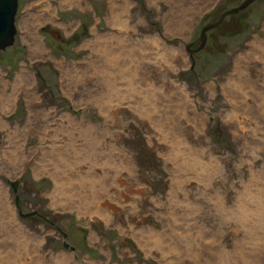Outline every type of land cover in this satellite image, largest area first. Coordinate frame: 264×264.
I'll return each instance as SVG.
<instances>
[{"label": "rangeland", "instance_id": "obj_1", "mask_svg": "<svg viewBox=\"0 0 264 264\" xmlns=\"http://www.w3.org/2000/svg\"><path fill=\"white\" fill-rule=\"evenodd\" d=\"M241 1L18 0L0 51L1 260L264 264V0L190 52Z\"/></svg>", "mask_w": 264, "mask_h": 264}, {"label": "water", "instance_id": "obj_2", "mask_svg": "<svg viewBox=\"0 0 264 264\" xmlns=\"http://www.w3.org/2000/svg\"><path fill=\"white\" fill-rule=\"evenodd\" d=\"M253 1L254 0H244L237 6L225 10L218 17L216 21L204 25L200 31L199 45L193 49H190V52L191 53L198 52L204 47L207 39V31L217 27L225 19L226 16L236 14L239 11L245 9ZM17 6H18V0H0V50L1 51L14 44L15 35L17 33V28L15 25V13L17 10ZM187 47H189V45H187ZM12 186L15 191L16 190L15 183H12ZM15 201L18 202V196L15 197ZM30 214L31 213L29 214L20 213L22 217H26ZM63 245L67 247V243H64Z\"/></svg>", "mask_w": 264, "mask_h": 264}, {"label": "bare ground", "instance_id": "obj_3", "mask_svg": "<svg viewBox=\"0 0 264 264\" xmlns=\"http://www.w3.org/2000/svg\"><path fill=\"white\" fill-rule=\"evenodd\" d=\"M174 54V53H173ZM132 79V78H131ZM130 83V82H129ZM132 84V83H131ZM134 84V83H133ZM131 86H133V85H131ZM112 88H109V90H111ZM138 89V88H137ZM141 91V90H140ZM181 91V90H180ZM108 93V92H107ZM106 93V94H107ZM114 93V92H113ZM142 93V92H141ZM143 95V94H142ZM147 95V94H146ZM110 97V96H109ZM143 97V96H142ZM144 98V97H143ZM149 98H150V96H149ZM153 98V97H152ZM185 98V97H184ZM187 98V97H186ZM139 99V98H138ZM185 102V101H184ZM142 104V103H141ZM183 107V106H182ZM172 114V113H171ZM172 119V118H171ZM173 119H174V117H173ZM168 120V119H167ZM163 122V121H162ZM175 122V121H174ZM159 124H160V122H159ZM196 124V123H195ZM164 126V125H163ZM170 129V128H169ZM171 130V129H170ZM163 132H164V130H163ZM166 132V131H165ZM177 132V131H176ZM171 133V132H170ZM86 134V133H85ZM84 134V135H85ZM90 134V133H89ZM91 135H92V133H91ZM175 135V134H174ZM88 137H90L89 135H87ZM87 136H85V139H86V137ZM96 136V135H95ZM93 138V137H92ZM87 139H89V146H88V148H91V150L89 149V151H88V153H86L87 154V156H86V158L85 159H83V158H81V163H83V164H89L90 166H91V168L93 167V164H95L96 162H94V160H95V155H91V153L93 154V152H95L94 154H96L97 152H96V148L97 147H94L93 146V140L91 139V138H87ZM95 139V138H94ZM173 139V138H172ZM176 140V139H175ZM100 141V140H99ZM87 142H88V140H87ZM174 142V141H173ZM177 142V141H176ZM178 142H179V144L181 145V142L182 143H184L183 141H181V140H179L178 139ZM178 144V145H179ZM188 144V143H187ZM95 145V144H94ZM96 145H97V143H96ZM180 145H179V147H180ZM186 147V146H185ZM178 147H176L175 148V152H176V149H177ZM182 148V147H181ZM192 149V148H191ZM190 149V150H191ZM194 149V148H193ZM185 150H187V149H185ZM198 150V149H197ZM188 151V150H187ZM192 151V150H191ZM100 152V151H99ZM179 152V151H178ZM181 152H182V150H181ZM185 152V151H184ZM180 153V152H179ZM179 153H177L176 152V154L175 155H178ZM187 153H189V151L187 152ZM199 153H200V151H199ZM182 154H184V153H182ZM186 154V153H185ZM196 154L197 155H199L198 153H197V151H196ZM195 154V152L193 151V152H190V154H189V156H187V157H190L189 159H188V163H187V160H184V162L186 161V164H188L189 166H191L190 168H193V169H195L198 165H199V160H198V156ZM178 156H180V155H178ZM178 156H176V157H178ZM97 158H99V157H97ZM184 159H187V158H184ZM80 160V159H79ZM183 160V159H182ZM181 160V163H184L183 161ZM177 161V160H176ZM75 162H77L76 160H75ZM79 163V162H78ZM180 163V164H181ZM185 164V163H184ZM201 164V163H200ZM103 165V164H102ZM109 165V164H108ZM128 166V165H127ZM188 166V167H189ZM200 166V165H199ZM117 167V166H116ZM185 167V166H184ZM203 166H201V168H202ZM94 168V167H93ZM187 168V167H186ZM104 169V168H103ZM109 169V168H108ZM113 169V168H112ZM117 169V168H116ZM185 169V168H184ZM199 169H200V167H199ZM203 169H205L204 167H203ZM119 170V169H118ZM192 170V169H191ZM196 171V170H195ZM198 171H200V170H198ZM197 171V172H198ZM181 172V171H180ZM185 172H187L186 170H185ZM193 172V171H192ZM197 172H195V173H197ZM59 173V172H58ZM118 174V173H117ZM185 174V173H184ZM69 182V181H68ZM83 185V184H82ZM58 186V185H57ZM103 191V190H102ZM242 207V206H241ZM259 208H260V210L261 211H263L264 212V205H261V206H259ZM1 216V215H0ZM15 221V220H14ZM14 223V222H13ZM19 233V232H18ZM13 238H15V237H12V239ZM17 241V240H16ZM16 241H14V239H13V244L10 246L9 244H7V245H1L2 247L1 248H3V249H8V248H14L15 250H16V248L18 249V243L16 242ZM19 242V241H18ZM6 244V243H5ZM25 246V245H24ZM23 246V247H24ZM27 249H28V247H30V245H27V246H25ZM24 247V248H25ZM20 248V247H19ZM22 248V247H21ZM23 249V248H22ZM34 249V248H33ZM13 250V249H12ZM20 250V249H19ZM18 251V250H17ZM22 251V250H21ZM3 252H9V250L7 251V250H3ZM28 252H29V250H28ZM17 253V252H16ZM6 254V253H5ZM34 254V253H33ZM25 255H26V253H25ZM29 255V254H28ZM2 256V255H1ZM17 256H18V254H15L14 253V255H12V258L11 259H14V258H17ZM23 256V255H22ZM2 257H9L8 255L7 256H2ZM32 257V256H31ZM36 258V257H35ZM17 260V259H16ZM21 260V259H20ZM32 260V259H31ZM36 261V264H39L38 262L39 261H37V260H35ZM12 261L10 260V259H5V260H1V257H0V264H10ZM42 264V263H41ZM62 264H65V263H63L62 262Z\"/></svg>", "mask_w": 264, "mask_h": 264}, {"label": "flooded vegetation", "instance_id": "obj_4", "mask_svg": "<svg viewBox=\"0 0 264 264\" xmlns=\"http://www.w3.org/2000/svg\"><path fill=\"white\" fill-rule=\"evenodd\" d=\"M244 1V0H243ZM254 1H257V0H254ZM253 1V2H254ZM242 2V1H241ZM240 2V3H241ZM252 2V3H253ZM239 3V4H240ZM250 5V4H249ZM237 6V5H236ZM18 7V6H17ZM248 7V6H247ZM246 9V8H245ZM245 9H243V10H245ZM263 9H264V5H263ZM243 10H241V11H239L238 13H236V14H233V15H238L240 12H242ZM17 11V10H16ZM241 16H238V17H232L231 19H230V21H229V25H230V27H228V29L224 32L226 35H230V34H235L236 32H237V27L239 28V26L241 25V26H243V27H246L247 26V23L245 22V17H244V15L243 14H240ZM228 16H231V15H228ZM224 21V20H223ZM223 21L219 24V25H221L222 23H223ZM218 25V26H219ZM227 25V24H226ZM234 25V26H233ZM215 27L214 28V31H212V35L213 36H217V35H219V33H220V30H225V29H221V27L219 28V27ZM233 27H236V29H232V30H230L231 28H233ZM211 30H213V29H211ZM227 33H229V34H227ZM15 40V39H14ZM5 50V49H4ZM1 51V50H0ZM3 51V50H2ZM64 256H65V254H63ZM62 256V254H60L59 256H57V257H61ZM66 257V256H65ZM53 264H61V263H57L56 261H54L53 262Z\"/></svg>", "mask_w": 264, "mask_h": 264}]
</instances>
